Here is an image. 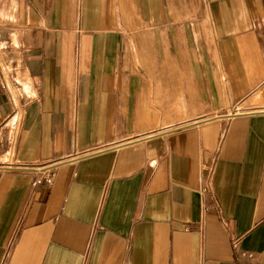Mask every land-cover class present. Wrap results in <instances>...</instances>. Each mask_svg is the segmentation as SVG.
Returning <instances> with one entry per match:
<instances>
[{"label":"crops","instance_id":"1","mask_svg":"<svg viewBox=\"0 0 264 264\" xmlns=\"http://www.w3.org/2000/svg\"><path fill=\"white\" fill-rule=\"evenodd\" d=\"M1 41L0 264H264V0H0Z\"/></svg>","mask_w":264,"mask_h":264},{"label":"built area","instance_id":"2","mask_svg":"<svg viewBox=\"0 0 264 264\" xmlns=\"http://www.w3.org/2000/svg\"><path fill=\"white\" fill-rule=\"evenodd\" d=\"M1 87L7 88V83L4 79H2L1 81ZM57 163L58 161H53V162L46 164V166H39L40 168H37L38 174L31 182L32 185H36L40 183L41 181H45L47 185L51 184L53 182V177L55 175V169H56ZM205 188L210 189L209 181H207Z\"/></svg>","mask_w":264,"mask_h":264},{"label":"rangeland","instance_id":"3","mask_svg":"<svg viewBox=\"0 0 264 264\" xmlns=\"http://www.w3.org/2000/svg\"><path fill=\"white\" fill-rule=\"evenodd\" d=\"M8 46L5 42H0V54L2 51L5 50V48ZM14 68H8L6 67L3 62L0 60V76L1 79H4L6 83H8V79L12 78L16 83H19L20 78L18 77V74L14 71Z\"/></svg>","mask_w":264,"mask_h":264}]
</instances>
